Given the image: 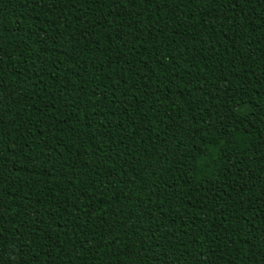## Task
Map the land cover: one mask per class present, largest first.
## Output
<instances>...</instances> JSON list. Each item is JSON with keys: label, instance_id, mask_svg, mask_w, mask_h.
I'll return each instance as SVG.
<instances>
[{"label": "trees", "instance_id": "1", "mask_svg": "<svg viewBox=\"0 0 264 264\" xmlns=\"http://www.w3.org/2000/svg\"><path fill=\"white\" fill-rule=\"evenodd\" d=\"M0 264H264V0H0Z\"/></svg>", "mask_w": 264, "mask_h": 264}]
</instances>
